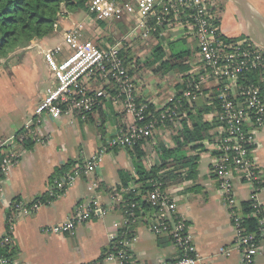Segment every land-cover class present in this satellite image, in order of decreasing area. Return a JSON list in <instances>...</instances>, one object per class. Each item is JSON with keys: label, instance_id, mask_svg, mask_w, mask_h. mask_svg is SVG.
Wrapping results in <instances>:
<instances>
[{"label": "built area", "instance_id": "1", "mask_svg": "<svg viewBox=\"0 0 264 264\" xmlns=\"http://www.w3.org/2000/svg\"><path fill=\"white\" fill-rule=\"evenodd\" d=\"M88 8V16L107 24L123 20L127 13L133 14L136 16L135 28L114 44L104 46L97 40L84 39L85 22L80 20L63 33L62 43L45 48L44 58L55 84L45 91L20 138L32 137L43 141L37 136L36 128L45 116H66L85 121L100 109H105L107 102L121 114H131L134 122L119 128L93 158L76 163L56 178L57 197L64 195L83 174L97 170L110 149L133 148L140 143L145 165L149 168L162 165L156 133L164 128L165 136L171 138L175 131H182L186 123L189 125L187 111L197 100L203 99L208 108L202 114L203 122L209 126L208 136L202 140L206 148L203 152L211 157V171L218 179L220 192L232 216L241 264H256L261 244L255 239L256 232H247L242 224L245 215L237 205L234 185L236 181L253 184L250 198L253 211L247 216H258L259 239H262L264 205L257 195L263 188L264 178L261 167L251 154L257 143V133L264 126V49L247 38L229 37L222 32L217 0H89ZM168 33H178L179 38L194 40L195 54L191 61L196 69L189 74L179 93H173L162 104H156L153 100L139 98V79L132 67L134 62L128 65L123 49L125 43L135 36L153 40ZM251 72H258V82L247 81L246 77ZM20 143L16 135L0 140V150L8 147L0 160V184L21 157ZM180 173L184 175L185 171ZM185 183L184 179L165 186L164 182L157 181L145 195L158 216L151 219V230L156 234H169L180 251L179 257L157 264H204L189 225L178 210V192L183 190ZM138 187L115 189L110 205L104 203L99 195L80 203L68 219L44 227L43 232L68 233L92 216H104L118 207L124 221L111 238L112 248L106 259L130 264V247L135 240L132 224L140 217L141 207L124 195L136 190L140 194ZM91 188H100L99 182L92 181ZM42 204L39 200L27 206L22 202L13 204L0 246L13 242L18 215L34 212ZM0 264L16 263L0 257Z\"/></svg>", "mask_w": 264, "mask_h": 264}, {"label": "crops", "instance_id": "2", "mask_svg": "<svg viewBox=\"0 0 264 264\" xmlns=\"http://www.w3.org/2000/svg\"><path fill=\"white\" fill-rule=\"evenodd\" d=\"M247 1L264 17V0ZM217 3L218 22L224 34L247 38L264 49V23L261 20L250 17L240 4L238 6L232 0H217ZM80 20L85 22L84 39L97 40L104 46L114 44L130 34L136 25V16L127 13L121 21L104 24V30L101 28L103 24L94 16H88L86 10L68 12L60 19L59 30L26 47L16 49L0 60V140L17 135L34 117L35 108L45 91L55 84L52 71L44 58V49L62 43L63 33ZM177 34L168 33L153 40L142 39L138 35L125 43L123 55L128 65L134 62L132 67L140 82V99L162 104L167 96L181 91L189 79V74L196 69L191 61L195 54L194 40L179 38ZM181 41L187 42L188 47H176ZM158 46L162 48L163 55L157 59L154 51ZM184 51L186 52L180 60L177 59L181 67L157 70L171 55ZM153 60L154 66L148 68V63ZM182 66L186 69H182ZM157 73L165 77L162 86L167 89V94L162 92L160 84L153 83L151 79ZM169 76L175 80L167 82ZM262 92L264 95V81ZM207 109L203 99L197 100L193 108L187 111L186 120L189 125L186 123L183 130L192 128L194 122L204 123L202 114ZM133 122L131 114H121L110 102H107L105 109H100L85 121L66 116H45L36 128L37 136L43 141L31 137L33 144L30 147L20 143L21 157L0 184V238L6 232L7 218L13 204L22 202L27 206L49 196L54 176L61 166L73 162L70 169L78 162L93 158L119 128ZM183 130L175 131L171 138H168L169 135L165 136L164 128L156 133V146L161 157L165 149L176 147L175 137ZM208 132L204 138L208 136ZM204 138L192 140L184 146L186 155L195 158L197 175L195 178L186 179L183 190L178 192V210L189 225V232L204 264H241V252L235 244L232 216L220 192L218 179L211 171V157L203 152L206 149L202 144ZM136 155L133 148L107 150L99 168L83 174L64 195L42 204L34 212L18 215L13 232L15 263L121 264L116 260L106 259L111 238L124 221L118 207L112 208L104 216H92L89 221L68 233H44L43 228L65 221L78 204L95 196L99 195L104 203L110 205L112 192L125 185L122 184L120 171L129 176V187L139 185L135 182L138 177V164L147 172L152 168L145 165L143 156L137 159ZM251 157L261 167L264 178V126L257 133V143ZM182 170L185 171L181 176L183 178L187 169ZM94 180L100 185L96 190L91 188ZM253 188V184L249 182H235L237 205L241 209L243 203L250 202ZM142 197L146 198L145 195ZM257 199L264 205V184ZM139 216L132 224L135 240L130 247V264H157L179 257L180 251L169 234H156L151 230V219L158 217L155 210L149 205L139 211ZM259 244L261 251L256 256V264H264V237L259 240Z\"/></svg>", "mask_w": 264, "mask_h": 264}, {"label": "trees", "instance_id": "3", "mask_svg": "<svg viewBox=\"0 0 264 264\" xmlns=\"http://www.w3.org/2000/svg\"><path fill=\"white\" fill-rule=\"evenodd\" d=\"M89 0H0V60L9 56V54L20 47H26L39 39L50 36L60 28V19L68 12H76L79 10H86L88 12ZM102 24L105 22L100 21ZM161 47H157L154 51L155 57L158 59L163 54ZM184 52H177L164 62L162 66L157 68L160 70L165 68L170 70L175 67H181L177 59L185 54ZM177 61V62H176ZM182 69H186L182 66ZM247 81L258 82V72H251L246 77ZM209 126L205 123L194 122L192 128H185L183 132L175 137L176 147L165 149L162 155V165L155 166L151 171H145L140 164H138V177L135 182L139 184L138 190L141 191L137 194L136 191H130L124 195L125 198L136 201L141 207L140 212L146 209L150 203L142 195H147L153 189L154 182H164V185L171 182H181L182 180L195 178L197 175V163L194 157L186 155L184 146L195 139L204 138ZM25 128L17 132V140L27 147L33 144L32 138L21 139L20 137L25 133ZM7 148L0 150V160L7 153ZM136 152L137 159H141L143 151L141 144L138 143L133 147ZM172 158V160H169ZM139 162V161H138ZM73 162L61 166L58 169L54 180L61 177L66 172ZM186 168V174L181 177L180 171ZM167 169L163 172V170ZM120 177L124 187H128L127 180L129 176L123 171H120ZM120 186L117 189H120ZM57 189L52 183L49 196L40 199L43 204L51 202L57 197ZM59 198V197H57ZM242 212L245 215L242 224L245 226L247 232H256V240H260L258 233L259 219L258 216H247L248 213L253 211V206L250 202L243 203ZM264 215V212H263ZM112 248L108 247L107 252ZM16 254V247L14 242L5 243L0 246V257L14 260Z\"/></svg>", "mask_w": 264, "mask_h": 264}, {"label": "rangeland", "instance_id": "4", "mask_svg": "<svg viewBox=\"0 0 264 264\" xmlns=\"http://www.w3.org/2000/svg\"><path fill=\"white\" fill-rule=\"evenodd\" d=\"M130 0H124V2H129ZM232 2H234L236 5H238L239 6V3L236 1V0H232ZM129 14V13H128ZM105 25H107V23H105ZM105 25L103 24L102 25V27L101 28H104V30H105ZM115 37V35H112V37ZM117 36H119V34H117ZM111 37V38H112ZM188 43L187 42H184V41H181V42H178V44H176V47H182V48H185V47H188ZM149 66V67H148ZM148 68H152L153 66H154V60L152 61V62H149L148 63ZM149 70V69H148ZM148 77V76H147ZM168 78V77H167ZM148 79V78H147ZM152 81H153V83H155L156 82V84H160V86L163 88V90H162V92L163 93H166L167 92V89L165 88V87H163L162 86V83H163V81L165 80V77L163 78L160 74H154L153 76H152ZM168 80H175V78L174 77H171V76H169V78L167 79V82H168ZM167 94V93H166Z\"/></svg>", "mask_w": 264, "mask_h": 264}, {"label": "water", "instance_id": "5", "mask_svg": "<svg viewBox=\"0 0 264 264\" xmlns=\"http://www.w3.org/2000/svg\"><path fill=\"white\" fill-rule=\"evenodd\" d=\"M250 17H256L264 23V17L260 15L247 0H236Z\"/></svg>", "mask_w": 264, "mask_h": 264}]
</instances>
